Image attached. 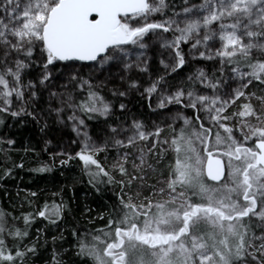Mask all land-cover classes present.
<instances>
[{"label": "snow or ice", "instance_id": "6c2138e0", "mask_svg": "<svg viewBox=\"0 0 264 264\" xmlns=\"http://www.w3.org/2000/svg\"><path fill=\"white\" fill-rule=\"evenodd\" d=\"M163 6L164 0H159V4H153L150 0H3L0 7H3L9 22L4 23L0 19V45L5 48V57L14 51L18 55L22 54L25 59L15 61V70L7 67L0 71V101L3 105L0 106V111H8L7 106L12 102L13 93L17 99L23 97L21 72L30 66L37 48L45 70L40 79L41 84L49 79V66L54 67L59 62H95L100 65L114 62L117 66L123 65L125 69H130L133 65L126 62L131 56L130 47L146 48L144 40L149 32L160 28L170 31L171 25L175 24L176 31L180 34L172 42L163 45L175 50L174 59L177 62L172 67L175 71L185 63L179 49L180 43L190 41L201 28L208 29L214 21H223L225 18L234 22L220 23L218 36L223 50H218L217 55L222 60L227 57L228 63L235 61L245 64L249 71L241 73V76L249 77V83L252 79L264 83V59L252 58L253 50L264 55V42L258 39L264 38V0H205L200 7L208 15L202 21L186 20L183 27L175 21L167 22L169 26L148 22L150 15L160 11ZM184 11L188 13L190 10L186 8ZM253 26L257 30H252ZM241 29L242 35L238 34ZM216 35V32L206 31L203 42H208ZM245 36L248 38L247 43L243 40ZM201 42L196 39L192 47L197 48ZM200 55L204 56L205 53L201 52ZM161 64H164L165 69L170 66L163 60ZM232 70L238 71L237 68ZM9 76L12 77L14 86L6 78ZM203 77L204 73L201 71L198 78ZM70 79H80V87L88 83L76 75ZM163 80L164 76H161L145 91L149 95L156 92ZM88 86L87 99L79 105L69 104V107H78L85 114L107 116L111 110L110 104L99 92L91 90L90 83ZM27 87L34 88L35 85L29 81ZM129 87L136 88V82L133 81ZM212 87L215 88L216 85ZM35 94L32 92L33 96ZM51 95L55 96L56 93ZM119 95L123 96L125 93L120 92ZM187 95L191 102L187 106L196 108L197 104L204 105L213 125H218L227 135L222 136L216 131L213 143L211 129H205L203 124L197 129L188 118H184L185 127L180 129L179 134H175L173 130L171 144L174 146L176 160L171 166L168 179L164 181L166 188L159 189L162 199L153 202L145 198L147 203L142 201L134 204L132 197L128 201L121 197L123 214L118 219H109L103 238L97 235L93 237L94 243L91 245L81 243V253L86 251L94 264H241L248 257L255 264H264V235L256 237L253 234L250 237L249 225L244 223L245 218L250 216H258L264 221V117L257 115L250 104H244V110L238 115L256 116L258 123L253 125L241 122L243 140H237L233 135V128L221 122L229 119L228 116L221 115L227 101H222L216 107L219 97L211 98L209 105V97L194 96L191 91ZM183 96V90H178L175 94L162 98L159 107L165 106V100L168 103H179ZM241 96H244V92L237 90L236 97ZM259 99L264 100V97ZM120 107L125 109L124 104ZM213 108L215 115H212ZM20 111L24 109L21 108ZM56 111L59 112L60 109ZM12 115L19 113L13 112ZM69 119L75 123L78 118L73 115ZM79 124L83 125L84 120L80 119ZM132 127L134 133L127 138L129 145H134L137 139L145 140L153 135L145 133L139 121L134 120ZM74 130L78 131L76 128ZM112 132L118 133L119 130L113 128ZM160 132L161 129L157 128L154 134L159 136ZM253 139L254 144L246 146ZM114 142L116 145L123 144L119 139ZM221 148L224 150L220 151ZM103 150L92 144L86 136L77 156L86 168L96 167L93 177L102 174L111 181L108 171L95 158ZM221 156L227 157L226 163ZM114 167H119V171L127 175L122 165ZM134 167L138 168L139 165ZM46 170V166L36 169L40 172ZM134 179L137 177H131L129 184ZM178 188L181 189L179 192ZM166 191L169 198L165 200L163 196ZM189 192L191 195H187ZM49 211L46 204L38 215L46 217ZM52 211L58 217L60 206L54 204ZM24 219L27 224L29 217L25 216ZM202 225L210 228V231L201 232ZM3 231L4 227L0 222V233ZM14 235L27 233H21L17 229ZM255 240H260L261 243L257 245ZM23 256L24 253L19 250L14 254L11 250L6 251L3 240H0V264H16V260ZM53 264H59L55 256Z\"/></svg>", "mask_w": 264, "mask_h": 264}, {"label": "rangeland", "instance_id": "374dc122", "mask_svg": "<svg viewBox=\"0 0 264 264\" xmlns=\"http://www.w3.org/2000/svg\"><path fill=\"white\" fill-rule=\"evenodd\" d=\"M150 2L159 4V0H150ZM204 2L205 0H202L187 5L167 17L159 16L158 11L150 15L148 22L169 26L167 22L175 21L179 23L180 27H183L186 20L200 19L202 21V18L208 15L200 7ZM0 5H3V0H0ZM186 8L190 10L188 13L184 11ZM0 19H3L4 23L9 22L3 7H0ZM233 22L234 20L228 18L223 21H214L208 26V29L201 28L200 32L194 34L190 41L181 42L179 47L183 50L184 67L186 68L183 71H179L177 68L175 71L172 70L177 62L174 59L175 50L170 47H163L165 43L172 42L180 34L176 31L175 24L171 25L172 30L170 31L155 29L149 32L144 40L147 45L146 48L130 47L131 56L126 61L133 65L130 69H125L123 65L117 66L114 62L104 65L95 62H59L54 67L49 66L47 70L50 73L49 79L41 84L40 79L45 70L43 60L40 58L39 48H37L31 58L30 66L21 72L24 95L22 98L17 99L13 93L12 102L7 106L8 111L12 113L30 111L42 124L54 126L55 136L45 137L46 149L54 165L64 166L69 160H80L77 153L81 152L87 136L92 144L104 149L98 152L95 158L113 179L122 186L120 198L123 197L125 201H128L129 197H132V203L134 204H140L142 201L147 203L145 198L158 202L162 199L159 195V189L166 188L164 181L168 179L171 166L175 164L176 160L174 146L171 144L174 135L173 130H175V134H179L180 129L185 127L184 118H188L193 126L199 129L200 126L194 121L195 111H197L203 125L212 130L211 140L213 143L215 142L216 131H219L222 136L227 135L218 125H213L209 118V112L205 110L204 105L197 104L196 108L187 106L191 103L187 95L189 91L193 92L194 96L209 97V105L211 104V98L219 97L216 107H219L222 101L228 102L221 115H226L229 119L221 122L233 128V135L237 140H243L240 132L241 122L253 125L258 123L256 116L240 117L238 115L240 111L244 110V104H250L257 115L264 117V100L259 99L264 97V83L255 79H252L249 83V77L241 76V73L249 71L245 64H238L235 61L228 63L227 57L222 60L217 55L218 50H223L222 42L218 36L220 23L229 24ZM140 23L143 24V21ZM208 30L216 32L217 35L205 43L203 42V36ZM252 30H257L256 26H253ZM242 31L241 29L238 34L242 35ZM9 39L15 42L13 37L9 36ZM196 39H200L202 42L197 48H193L192 44L195 43ZM258 39L260 42H264V38ZM243 40L245 43L248 42L246 36L243 37ZM4 52V46L0 45V71L7 67L15 70V61L25 59L22 54L18 55L14 51L9 52L8 56L5 57ZM201 52H204L205 55L201 56ZM257 57L264 59V55H260V53L253 50V60ZM161 60L170 66L165 69L164 64H161ZM26 63H28L27 60ZM32 67L33 71H31ZM142 68L147 70L141 71ZM233 68H237L238 71L233 72ZM201 71L204 73V77L198 78ZM73 75L88 83L80 87V79L75 81L70 79ZM161 76H164V80L161 81L157 91L149 95L145 90L154 81L159 80ZM6 78L9 80L10 85L14 86L12 77ZM29 81L35 85L34 88L27 87ZM133 81L137 84L136 88L129 87ZM191 81L194 82L193 85H185ZM89 83L92 85L91 90L99 92L105 101L110 104L109 114L114 109L117 112L127 109L134 98L147 97L149 108L145 110L144 121L142 122L134 112H131L127 121L122 120L112 125L99 122L94 125L88 123L83 112L78 107L75 109L69 107V104L79 105L87 99ZM212 85H216V87L213 88ZM244 85H247V87H244ZM0 90H2V87H0ZM178 90L184 92V96L179 103H168L165 100V106L163 108L159 107L162 98L173 95ZM237 90L243 91L244 96L237 98ZM32 92L36 93L35 96L32 95ZM120 92L125 93V95H119ZM51 93H56V95L52 96ZM121 104L125 105V109H121ZM0 106H3L2 101H0ZM21 108L24 111H20ZM57 109H60V111L57 112ZM234 113L237 115L234 116ZM73 115L78 118L75 123L69 119ZM93 115L100 116L99 114ZM212 115H215L214 108ZM80 119L84 120L83 125L79 124ZM134 120L143 125L142 130L145 133H153V135H149L145 140L137 139L134 145H129L127 138L134 133L132 127ZM113 128L118 129L119 132L113 133ZM157 128L161 129L159 136L154 134ZM244 130L247 131L246 128ZM188 131H191V129H188ZM116 139L122 140L123 144L116 145L114 142ZM254 142L253 139L247 142L246 146L251 147ZM223 150V148L220 149V151ZM141 158H143V163H141ZM221 158L225 163L227 162V157L221 156ZM61 161H65V163H61ZM115 165H122L126 169L127 175H123L119 171V167H114ZM134 165H139V167H134ZM92 167L94 166H91L90 169L96 172V167ZM131 177H137V179L132 180L129 184ZM180 190L177 189L178 192ZM154 193L156 194L154 195ZM187 195H191V193L189 192ZM168 198L166 191L163 199ZM257 210H259V207ZM244 223L249 225L250 237L253 234L256 237L264 235V221H261L258 216L245 218ZM104 231H107V227L102 228L98 233L96 232L88 240H85V244L91 245L94 243V236L100 235L103 238ZM208 231H210V228L204 225L201 226V232ZM254 243L259 245L261 241L255 240ZM139 255L138 252L137 257ZM241 264H255V262L252 261L251 257H248L247 261H242Z\"/></svg>", "mask_w": 264, "mask_h": 264}, {"label": "trees", "instance_id": "16d2710c", "mask_svg": "<svg viewBox=\"0 0 264 264\" xmlns=\"http://www.w3.org/2000/svg\"><path fill=\"white\" fill-rule=\"evenodd\" d=\"M200 1L164 0L159 16L167 17ZM179 49L183 55V50ZM184 66L177 69L183 71ZM193 84L191 81L185 85ZM148 108V98L139 97L134 98L127 109L119 112L114 109L104 117L83 114L92 125L98 122L112 125L127 121L131 112L143 122ZM29 113L13 116L12 112L0 111V222L4 227L0 240L6 251L24 253L16 264H53L54 256L59 264H94L86 252L81 253V243L85 244V240L106 228L109 219L123 214L122 186L110 174L111 181L102 174L93 177L95 172L86 169L81 160H69L64 166L54 165L45 137H54L56 130ZM197 117L195 111L194 121L200 126L203 123ZM45 166L48 170L36 171ZM46 204L50 211L46 217H41L38 212L44 210ZM54 204L60 206L58 217L52 211ZM25 216L29 217L27 224ZM17 229L27 235H14Z\"/></svg>", "mask_w": 264, "mask_h": 264}, {"label": "water", "instance_id": "95a60500", "mask_svg": "<svg viewBox=\"0 0 264 264\" xmlns=\"http://www.w3.org/2000/svg\"><path fill=\"white\" fill-rule=\"evenodd\" d=\"M221 158V157H220ZM222 159V158H221ZM223 160V159H222ZM213 183H215V182H213Z\"/></svg>", "mask_w": 264, "mask_h": 264}]
</instances>
